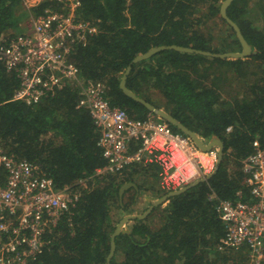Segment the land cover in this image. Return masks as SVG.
<instances>
[{"label": "trees", "instance_id": "obj_1", "mask_svg": "<svg viewBox=\"0 0 264 264\" xmlns=\"http://www.w3.org/2000/svg\"><path fill=\"white\" fill-rule=\"evenodd\" d=\"M223 1L80 0L79 18L91 22L98 33L86 46L75 48L71 61L85 80L107 86L113 106L123 108L134 119H147L149 111L120 89L126 69L136 56L159 46L178 45L218 54L242 51L235 30L220 15ZM62 7L59 0H46L30 9L25 0H0V42L26 32L23 23L30 17ZM227 14L256 55L222 60L167 50L132 67L128 88L165 109L203 140L219 137L225 153L211 181L171 198L146 219L130 223L128 232L116 238L112 264L247 261L238 253L218 250L225 228L208 197L214 192L221 199L235 201L241 190L247 197L244 161L253 154L256 139L264 143V0H234ZM19 85L18 76L8 73L0 62V145L19 160L38 164L57 189L81 181L87 187L76 208L49 235L51 244L37 264H108L111 237L118 223L137 213L135 194L121 201L120 190L126 183L145 180L143 177L156 168L133 166L122 175H96L107 166L97 147L101 131L90 112L78 107V86L68 85L29 106L14 99ZM138 187L146 190V185ZM165 194L160 191L156 197ZM114 209L121 213L113 215Z\"/></svg>", "mask_w": 264, "mask_h": 264}, {"label": "built area", "instance_id": "obj_2", "mask_svg": "<svg viewBox=\"0 0 264 264\" xmlns=\"http://www.w3.org/2000/svg\"><path fill=\"white\" fill-rule=\"evenodd\" d=\"M59 1L62 10L47 9L30 17L26 32L0 42V62L20 81L14 99L35 106L76 84L78 107L90 112L101 131L97 147L107 166L96 175H122L133 166L154 167L162 192L180 190L213 175L218 148L200 149L190 136L160 118H132L111 104L104 83L82 77L71 55L77 46H86L98 28L79 18L80 0ZM253 149L244 161L247 197L241 190L235 201L214 192L208 198L225 228L218 250H245L253 264H264V143L256 139ZM0 168V264H37L51 244L49 235L76 208L86 182L57 189L38 164L19 160L2 145Z\"/></svg>", "mask_w": 264, "mask_h": 264}, {"label": "water", "instance_id": "obj_3", "mask_svg": "<svg viewBox=\"0 0 264 264\" xmlns=\"http://www.w3.org/2000/svg\"><path fill=\"white\" fill-rule=\"evenodd\" d=\"M233 1L234 0H225L222 2V5L220 7V15L235 30L236 35H237V37H238V39L242 45V51L218 54V53H212V52L203 51V50H196V49L189 48V47H182V46H178V45L159 46V47L152 48L151 50H149L145 54H141V55L136 56L135 59L132 61V63L126 69V72L124 73V75L121 79V82H120L121 91L128 98H130L134 102L145 107L149 111L150 114L168 122L171 126L176 128L178 131L182 132L183 134L190 136L200 149H202L204 151H210L213 148H218L219 149V162H218V167H217L216 172L213 175L209 176L207 179L197 181V182H195V183H193V184H191V185H189L183 189L170 191V192L166 193L164 196H162L161 198L154 201L153 204L147 209V211H145L142 214H139V215L130 214V215L123 217L121 219V221L118 223L116 230L112 234V237H111V248H110V253L108 255V258H107L108 264H112L111 263L112 259L116 253V247H117L116 246V238L121 233L128 232L127 227L130 223H132L135 220L146 219L156 208L162 207L163 205L168 203L171 198L178 196L180 194H183V193L191 190L192 188L197 187L201 183L211 181L214 178V176L216 175L217 171L219 170V168H220V166L224 160V153H225V145L219 137L212 138L211 141L208 142L207 144L204 143L202 138H200V136L197 133L190 130L182 122H180L178 119L173 117L170 113H168L165 109L156 107L155 105L148 102L144 98L138 96L130 88H128L127 87V78L132 71V67L136 63L150 59L154 55H156L162 51H167V50H176V51L182 52V53L199 54V55H203V56L210 57V58H219L222 60L246 59V58H249L253 55H256L257 51L254 50L253 47L248 43V41L245 39L244 35L242 34L240 27L227 14V10H228L229 6L233 3ZM131 185L134 186V184H128V185L125 184L121 188V190H120V197L121 198L124 194L125 189Z\"/></svg>", "mask_w": 264, "mask_h": 264}, {"label": "crops", "instance_id": "obj_4", "mask_svg": "<svg viewBox=\"0 0 264 264\" xmlns=\"http://www.w3.org/2000/svg\"><path fill=\"white\" fill-rule=\"evenodd\" d=\"M44 1H46V0H25V5H26V7L28 8V9H30L31 7H36V6H38V5H40L42 2H44ZM29 3L30 5H28L27 3ZM149 117H156V116H154V115H152V114H150L149 115ZM168 123V122H167ZM212 139V138H211ZM211 139H202L203 141H204V143H208V142H210L211 141ZM156 175V178L155 177H152L153 175ZM148 176H150V178L148 179ZM145 180L144 181H146L148 184H145L146 185V190L145 189H139V187H138V185H140V184H137V183H126V185H128V184H134V186H129L128 188H126L125 189V191H124V194H123V196H122V198L120 197V199H121V201L123 200V197L124 198H128L129 197V195H128V191H130L131 190V195L134 193L135 194V198H134V201H137L136 202V204L138 205L139 204V200H140V195L141 196H146V202H148V203H150L149 204V207L153 204V202L152 201H156L157 199H159V198H157L156 196H157V193H159L160 191H161V189H160V187H159V181H158V175H157V171H154L153 172V170L152 171H150V172H148L147 174H146V178L145 177H143ZM149 181V182H148ZM150 184H151V187L152 188H150L149 189V187H150ZM145 185H143V187H145ZM133 190H134V192H133ZM160 190V191H159ZM240 192V191H239ZM166 193H168V192H166ZM164 196V195H163ZM162 197V196H161ZM160 197V198H161ZM169 203V202H168ZM167 205V203L165 204V205H163L164 207ZM148 207V208H149ZM147 208V209H148ZM147 211V210H146ZM144 213V212H143ZM125 217V216H124ZM154 223H156V224H158L156 221H154ZM234 253V252H233ZM235 253H238V255L237 256H239V254L240 255H243V259L244 258H247V261H244L246 264H253L252 263V259H251V257H249L248 256V253L246 252L245 254L242 252V251H239V252H235ZM238 261H239V259H238Z\"/></svg>", "mask_w": 264, "mask_h": 264}, {"label": "rangeland", "instance_id": "obj_5", "mask_svg": "<svg viewBox=\"0 0 264 264\" xmlns=\"http://www.w3.org/2000/svg\"><path fill=\"white\" fill-rule=\"evenodd\" d=\"M27 3V2H26ZM28 5H30L29 3H27ZM32 8V7H31ZM26 25V28H28V24H29V21L27 22V21H25L24 23H23V25ZM28 25V26H27ZM212 26V25H211ZM15 36V35H14ZM238 88L236 87V90H237ZM230 91L231 92H233V89H230ZM227 96V95H226ZM156 99H159V97H157ZM146 178V177H145ZM150 178V176H148V179ZM144 182V180L141 178V179H139L138 181H136L135 183H137V184H140V185H145V184H148L147 182H145V183H143ZM149 182V181H148ZM150 188H152L151 187V184H150V187H149V189ZM129 195V197H130V195H131V193L130 194H128ZM146 196H141L140 195V202H139V204L138 205H136V207H135V211L137 212V213H135V215H139V214H142L143 212H145L146 210H147V208L149 207V204L150 203H148V202H146ZM162 207H164V206H162ZM157 210H160V209H158L157 208ZM118 213H121V211H119V210H115L114 209V211H113V215H116V214H118ZM157 226H159V225H157ZM239 257H243V255H240L239 254ZM240 261V260H239ZM238 264H246L245 262H238ZM250 264V263H249Z\"/></svg>", "mask_w": 264, "mask_h": 264}]
</instances>
